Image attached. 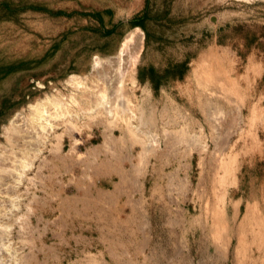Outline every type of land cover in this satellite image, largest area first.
<instances>
[{"label": "rangeland", "instance_id": "rangeland-1", "mask_svg": "<svg viewBox=\"0 0 264 264\" xmlns=\"http://www.w3.org/2000/svg\"><path fill=\"white\" fill-rule=\"evenodd\" d=\"M135 28L130 90L154 110L160 146L138 156L130 131L78 120L58 175L49 166L43 185L28 181L16 245L29 264H264V0H0V142L18 112L68 94L71 74L92 76ZM215 54L231 93L198 80ZM228 95L242 118L230 135L203 104Z\"/></svg>", "mask_w": 264, "mask_h": 264}, {"label": "bare ground", "instance_id": "bare-ground-1", "mask_svg": "<svg viewBox=\"0 0 264 264\" xmlns=\"http://www.w3.org/2000/svg\"><path fill=\"white\" fill-rule=\"evenodd\" d=\"M142 46V30H131L124 37L118 55L104 60L95 59L92 76L71 74L65 81L72 87L68 94L58 92L37 99L25 110L18 112L5 126L4 142H0V264L30 263L31 255L25 251V245L18 248L13 239L14 224L18 220L16 212L21 210L24 196L28 195V181L32 182L37 178L43 185L45 170L49 166L54 169L55 176L58 175L64 163V131L73 137L78 120L109 122L120 127V132L130 131L140 143L138 156H147L152 149L160 146V136L151 131L154 128V110L147 112L134 104V90H130L136 85L134 69ZM214 56L216 57L212 61L213 56H208L204 60L208 59L209 62L200 64L198 69L203 74L198 80L203 78L211 87L227 92L229 90L231 93L232 82L227 80L217 65V61L218 64L220 61L222 63L226 57L218 54ZM227 97L228 102L223 105H218L209 98L203 104L208 108L209 120H213L214 131L225 124L228 130L226 126L224 132L229 131L230 135L242 118L240 105L232 102L230 95ZM136 120L144 124L151 135L145 129L138 130L134 124ZM122 124L125 125L124 128ZM181 131L183 135L188 133L185 128ZM75 144L76 142L73 147ZM111 153L114 155V151ZM111 166L106 164L104 169L110 170ZM113 169L123 180L120 165H114ZM22 187L27 190L22 191ZM33 198L38 202L43 199L36 193L30 200ZM27 210H31V206L28 205ZM41 218L40 215L39 220ZM251 238V242L255 243L257 235L254 233ZM241 241L242 238L239 237V242Z\"/></svg>", "mask_w": 264, "mask_h": 264}, {"label": "trees", "instance_id": "trees-1", "mask_svg": "<svg viewBox=\"0 0 264 264\" xmlns=\"http://www.w3.org/2000/svg\"><path fill=\"white\" fill-rule=\"evenodd\" d=\"M136 24H140V19L135 20Z\"/></svg>", "mask_w": 264, "mask_h": 264}]
</instances>
